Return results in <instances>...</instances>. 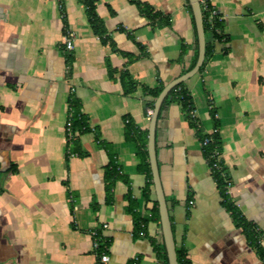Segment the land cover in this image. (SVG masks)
<instances>
[{"label": "crops", "instance_id": "1", "mask_svg": "<svg viewBox=\"0 0 264 264\" xmlns=\"http://www.w3.org/2000/svg\"><path fill=\"white\" fill-rule=\"evenodd\" d=\"M140 1L169 24H150L127 0H100L104 44L77 0H0V264H102V253L104 264H132L135 257L136 264H164L159 224L133 234L135 215L145 211L146 177L137 172L125 121L148 135L153 109L145 110V91L187 72L195 34L186 0ZM201 1L221 22L222 40L184 83L202 134L213 131L210 109L216 112L228 195L264 247V0ZM64 28L75 33L71 52L61 42ZM113 47L137 59L128 64ZM108 67L114 77L127 71L135 89L123 94ZM70 97L91 130L77 146L66 143ZM155 152L175 246L189 263L263 264L220 205L199 139L176 103L159 112ZM111 159L121 175L106 192ZM92 229L105 247L100 253Z\"/></svg>", "mask_w": 264, "mask_h": 264}, {"label": "trees", "instance_id": "2", "mask_svg": "<svg viewBox=\"0 0 264 264\" xmlns=\"http://www.w3.org/2000/svg\"><path fill=\"white\" fill-rule=\"evenodd\" d=\"M81 5H83L85 9V15L90 26V29L94 35H96L101 43H106L108 37L106 35L107 31L104 27L102 19L96 13V4L100 0H77ZM130 4H132L138 11L140 15L145 17L150 24L156 26H167L169 24V18L167 16L162 15L159 11L153 9L150 5L140 0H127ZM187 2V0H186ZM201 12H202V19H203V29L205 34V57L202 66L200 67L198 73H200L204 67L205 62L211 55L213 51V41L220 42L222 40V36L220 35V31L222 28V24L219 21L217 15L213 16L212 19L209 18L210 11L212 10L207 3L201 4ZM108 10L113 14V11L107 6ZM188 11L191 16L192 28L195 34V49L194 55L192 59V63L186 71H189L195 64L197 58V41H196V33H195V26L192 18V13L190 10L189 5H187ZM112 46L113 44L110 43ZM114 52L119 53L120 55L126 58V63H132L137 59V56L131 53H126L120 50L115 49L113 47ZM114 69H110L108 67V76L110 79L118 81L122 87L123 94L127 95L131 93L136 84L132 80L131 76L127 71H122L119 73L117 77H114L115 74ZM164 86L160 84L158 87L153 89H146L145 93L151 97V101L147 103L145 110H152L154 100L157 98L159 93L161 92ZM176 103L180 106L181 111L183 113L184 119L186 120L188 126L195 130V134L199 139L200 144L204 141V139H210L211 141L205 145L201 146L203 157L207 163V166H210L212 162L208 160V157L214 151L218 152L221 155V144L219 139L218 133V120L216 118V112L212 108L210 109V115L213 122V131L210 134H202L200 128L198 127V123L194 117L191 115V111L194 109L192 97L190 92L188 91L185 83H180L175 86L165 97L161 109L165 106ZM69 105V115L68 120L70 121L71 125V132L72 136L66 139V143L68 146L74 145L77 146V139L80 135L90 132V128L87 123L86 117L81 113L78 102L70 97L68 99ZM125 125V136L131 142H134L137 147V158L139 160V164L137 165V172L144 174L146 177V183L142 189V197L144 201L145 211L142 216L135 215L134 211L133 214L135 215L134 223H135V235H138L141 231H145V227L148 222H155L159 224L158 218V209H157V202L155 198H151L152 192V182H151V173L148 163V156L146 151V143H147V132H141L134 128L129 120H126ZM68 154H73L75 156H82L80 151L73 153L70 149ZM220 164L222 165L221 169L225 173L226 180L230 181V178L225 171V167L223 166L222 160H220ZM8 171H15V167L11 166L8 168ZM121 172L117 168V164L114 159H111L108 165L104 169V182H105V190L106 192L111 189L113 180L119 178ZM210 175L215 182L216 188L219 193L220 197V205L230 214L232 221L236 228L240 229L242 234L244 235L248 245L253 248L264 264V247L260 243L261 234L258 231L255 224L246 220L236 206L232 203L228 193L227 187L225 183V178L221 177L220 171L218 170H211ZM231 184V183H230ZM128 199L130 200L129 209L134 210L136 201L130 197V193L128 192ZM149 215V216H148ZM141 224L144 225L141 228ZM104 245H99L98 253L104 250ZM157 249L161 251L162 258L164 264H167L166 253L163 244L157 246ZM177 264H190L189 261L186 259L185 252L182 247L175 246ZM132 264H136L133 262Z\"/></svg>", "mask_w": 264, "mask_h": 264}, {"label": "water", "instance_id": "3", "mask_svg": "<svg viewBox=\"0 0 264 264\" xmlns=\"http://www.w3.org/2000/svg\"><path fill=\"white\" fill-rule=\"evenodd\" d=\"M190 7L192 18L195 26L196 41H197V58L194 66L177 79L165 85L153 103V110L150 116L148 125V135L146 151L148 163L151 173V182L154 198L157 202L159 228L162 237V243L165 249L167 264H177L175 242L169 218L168 207L161 186L159 170L155 152V132L157 118L160 112L161 105L168 93L178 84L184 83L194 75H196L204 62L205 57V34L203 29V19L199 0H187Z\"/></svg>", "mask_w": 264, "mask_h": 264}, {"label": "built area", "instance_id": "4", "mask_svg": "<svg viewBox=\"0 0 264 264\" xmlns=\"http://www.w3.org/2000/svg\"><path fill=\"white\" fill-rule=\"evenodd\" d=\"M199 2H201V4H203V1L199 0ZM59 8L60 9L62 8V5L61 4L59 5ZM213 16H216V13H215L214 10H211L210 11V14H209V18L212 19ZM74 40H75V33H74V31H72V30H70L68 28H64V30H63V36H62V41L61 42H62V45L64 46V49L66 51L71 52V51L74 50ZM148 113L151 115L152 111H149ZM191 115H192V117L195 118V111H194V109L191 111ZM70 128H71L70 121L67 119L66 124H65L66 138H70L72 136V132H71ZM210 141H211L210 139H207V138L204 139V141L202 142L201 146L207 145ZM208 160H210L212 162V164L210 166H208L209 172L211 170H213V169L214 170H218V171H220L221 177L225 178V173L222 171V169H221L222 165L220 164L221 155L218 152L214 151L213 153H211L209 155ZM224 180H225L226 187H227V191H228V188L230 187V181L226 180V178ZM107 227L108 226H107L106 223H104L102 225V229H106ZM143 227H144V225L141 224V228H143ZM89 234H90V236L93 239V247L95 249H98L99 248L98 239L100 238L98 231L95 230V229H92L89 232ZM139 235H141V236L144 235V232L141 231L139 233ZM99 262L102 263V264L107 263L108 262V256L106 254L102 253L100 255ZM134 262H138V258L137 257L134 258Z\"/></svg>", "mask_w": 264, "mask_h": 264}]
</instances>
